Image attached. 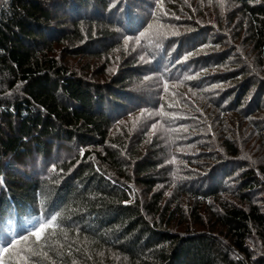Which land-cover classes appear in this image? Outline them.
Wrapping results in <instances>:
<instances>
[{
  "label": "trees",
  "instance_id": "trees-1",
  "mask_svg": "<svg viewBox=\"0 0 264 264\" xmlns=\"http://www.w3.org/2000/svg\"><path fill=\"white\" fill-rule=\"evenodd\" d=\"M232 1L238 59L216 50L219 33L176 19L174 0H0V246L60 212L44 249L55 264H264V159L248 168L232 132L203 147L204 117L183 115L204 108L221 125L234 114L264 131V0ZM61 2L71 27L54 12ZM178 23L182 36L156 35ZM141 32L144 67L100 74L101 52ZM133 113L148 130L115 134ZM191 119L197 133L183 143ZM36 250L29 237L0 264Z\"/></svg>",
  "mask_w": 264,
  "mask_h": 264
},
{
  "label": "rangeland",
  "instance_id": "rangeland-1",
  "mask_svg": "<svg viewBox=\"0 0 264 264\" xmlns=\"http://www.w3.org/2000/svg\"><path fill=\"white\" fill-rule=\"evenodd\" d=\"M174 3L177 5V8L179 9V11H181V14L179 13L178 15H175V18L179 17V19L183 22H185L184 20L194 22L192 23L193 26L205 28L206 32L214 37L217 36L219 33L218 40L221 41V46H219L216 50L222 51L225 48L230 53H232L234 57H236L237 59L238 57L236 56V54L244 53L243 50L245 49V47L238 46L239 41L237 39L238 35L236 34L238 30V28L236 27L239 22V17H235V16L240 12L239 8H237V3L233 2L232 0H177V1L174 0ZM65 9H66L65 3L61 2V6L55 7L54 12L58 14V17H60V19H62L61 21L62 24L66 25V27H71L72 26L71 17L68 11H64ZM230 17H235V21L234 19L233 21H230ZM102 18L104 20L106 19V17H102ZM178 24L179 26L173 27V29L179 30L181 33L179 36H182L183 33L187 29L186 27H184L183 24H180V23ZM233 42H235L236 45L238 44L237 45L238 48L233 46ZM85 43L86 42H84L83 44ZM123 43L124 42L119 43L118 47H115L112 50L111 54L107 55L108 53L107 51L109 50L101 52L106 55L95 60L100 63V66H101L100 74L109 76L110 67H113L112 72L114 71L116 72V70L122 67H125L128 69L129 67L137 68L138 66L140 65L142 66L145 62H147L148 58L145 52L144 45L147 48V44H149L150 42L148 43L146 42L147 44H145L144 42L140 41V43L137 44L134 40L132 45H130L129 43L127 44L129 47H127V45H122ZM240 44H242V41H240ZM174 47H175V44L173 48ZM89 52L92 53L91 51H88V53ZM142 56L144 57V60H141ZM253 56L254 55H252L250 58H252ZM92 58L94 57H91L88 54L82 57V60L79 61L78 59V61H75V63L80 62L79 63L80 65L77 66V68L80 69L82 65L83 66L87 65L85 61H92L93 60ZM95 74L96 73H93L92 76H95ZM100 74L96 76H101ZM262 78L264 79V76H262ZM134 80H135L136 86H137V83L139 82L141 83L140 87L143 88V85H144L143 79H139V80L134 79ZM225 87L226 85L220 86L219 91H221L222 93V90L225 89ZM181 89H183V91H186V89L184 90V88H181ZM254 89H256V85L252 87L249 95L253 94ZM200 102H202L201 98L198 100V103ZM192 110L193 109L190 107L184 108L183 115L191 116V113H192L195 115H202V117H204L205 119V121H203L204 131H202L201 133L202 135L199 137L200 140H202L201 144L203 147L211 146L212 148H214V150L219 148V144L222 142L224 135L230 134L232 132L233 133L232 136L237 139L238 146L241 150L242 160L244 159V163L245 162L247 163L246 166L250 165L251 167H253V164H252L253 162L257 163L264 159V131L259 132L257 131V129L255 128L252 129L245 123L241 122L243 121V122L249 123L248 119L241 120V118H239L238 116L234 114H229L226 119L225 125H221L220 123L216 122L215 117L207 118L209 117L208 113L209 112L212 113V110L211 111L208 110L209 111L208 112L206 111V109L203 108L201 109L202 110L201 112L199 111L200 113H197V111H192ZM186 113L190 115H186ZM203 113L206 114L207 117H205ZM213 113H214V110H213ZM126 117L127 118H122L115 122V128H114L115 134L120 135L121 130L126 131L128 133V131L131 132L133 128L132 133L135 134L136 137H138L139 135L137 136V134L143 133L144 129L148 130V128H145V126H142L143 123L139 122L140 118L138 117L137 113L129 114ZM195 120L196 121L199 120L197 116L195 117ZM195 120L193 121V119H191V121L194 122L192 123L191 128L189 126L184 127L187 129V131H183L182 138L185 137L187 139V137L193 136L197 133L196 129H193L194 124L197 125L195 123L196 122ZM262 126L263 125H260L258 128H262ZM154 132L158 134L159 136L158 138L162 139L164 137L163 131H161V129L160 131L155 130ZM185 138H184L183 143L186 142ZM198 148L200 149V147L198 146L193 147V148L183 147L181 149L178 148L177 150L176 149L174 150L177 152L176 154H179L178 152L184 153L189 150L198 152L199 150ZM61 158L65 159L67 157L63 156ZM178 160H181L182 161L181 163L183 164V159L181 157H178ZM45 165H46V169H52L50 165L48 164H45ZM250 166L248 168H251ZM38 168H40L38 170V174H42L44 171L43 168L42 167H38ZM184 168H187V164L184 165ZM241 172H242L241 168L237 169V173H241ZM22 255L23 254L17 253V257L19 260H21Z\"/></svg>",
  "mask_w": 264,
  "mask_h": 264
},
{
  "label": "snow or ice",
  "instance_id": "snow-or-ice-1",
  "mask_svg": "<svg viewBox=\"0 0 264 264\" xmlns=\"http://www.w3.org/2000/svg\"><path fill=\"white\" fill-rule=\"evenodd\" d=\"M168 13L164 12L162 13V15H167ZM176 19H179V17H176ZM153 27L152 24L148 25V28L151 29ZM161 28H163V25H160ZM181 33L179 30H175L173 29L171 26H169V30L167 32H158L156 33L157 36H161V37H167L169 35L171 36H179ZM146 35L145 32H141L139 34V37L133 38V37H125V45L128 44L129 41H132L133 39H135V42L137 44L140 43V38L144 37ZM157 47H159V45H157ZM191 55H193L192 53H189L187 56H185L183 59L186 61L188 60ZM141 60H144V57H141ZM197 77H193V76H188L185 79L191 80V79H196ZM147 79V78H146ZM168 82L165 81L164 82V91L168 90ZM156 125H153V131H155ZM183 131H187L186 128L182 129ZM53 171H55V168H53ZM2 183V182H0ZM62 219V214L60 212H57L53 215H51L49 218L41 221L38 226L36 228H34L33 230H31L28 234V236H22L19 238V240L17 239H11L9 241H5V243L7 244V247L4 246H0V252H9V250L13 247H15L16 244L20 243L23 240H28L29 237H34L35 238V243L38 247L39 250L36 251H31L30 255H26L22 257L21 260V264H29L30 261H35L36 264H39V260L41 258H44L46 260H48V264H55V261L51 260L48 257V252L45 251L44 249H46L48 247V239L49 237H55L57 232L59 231V224L60 221Z\"/></svg>",
  "mask_w": 264,
  "mask_h": 264
}]
</instances>
